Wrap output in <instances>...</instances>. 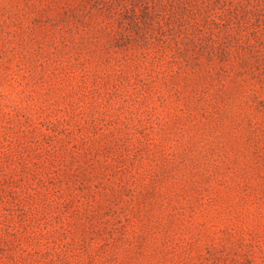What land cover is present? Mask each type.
Listing matches in <instances>:
<instances>
[{
    "label": "rangeland",
    "instance_id": "1",
    "mask_svg": "<svg viewBox=\"0 0 264 264\" xmlns=\"http://www.w3.org/2000/svg\"><path fill=\"white\" fill-rule=\"evenodd\" d=\"M0 264H264V0H0Z\"/></svg>",
    "mask_w": 264,
    "mask_h": 264
}]
</instances>
